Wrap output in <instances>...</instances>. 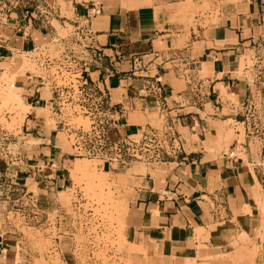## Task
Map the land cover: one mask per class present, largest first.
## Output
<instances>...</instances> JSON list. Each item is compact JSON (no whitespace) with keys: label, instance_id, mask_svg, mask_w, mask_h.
<instances>
[{"label":"crops","instance_id":"1","mask_svg":"<svg viewBox=\"0 0 264 264\" xmlns=\"http://www.w3.org/2000/svg\"><path fill=\"white\" fill-rule=\"evenodd\" d=\"M62 1L64 13L60 0H45L44 10L57 12L61 27L87 31L77 74L105 93L115 136L165 124L178 134L177 149L133 173L135 244L144 251L136 249L131 264H264L263 247L247 255L264 188L252 154L236 152L238 143L243 147L238 114L251 83L235 62L239 47L264 25V0ZM22 15L16 9V19L0 25V74L16 71L30 107L22 123L28 129L49 97L20 71V57L58 31L49 19L32 25ZM57 39L65 46L69 38ZM222 124L237 136L229 143L218 142ZM26 135L39 139L31 157L47 163L54 132ZM12 237L0 228V264H12Z\"/></svg>","mask_w":264,"mask_h":264},{"label":"rangeland","instance_id":"2","mask_svg":"<svg viewBox=\"0 0 264 264\" xmlns=\"http://www.w3.org/2000/svg\"><path fill=\"white\" fill-rule=\"evenodd\" d=\"M60 4L64 13L65 2L60 0ZM45 5V0H0V25L16 19L18 9L32 25L49 19L58 31L20 57V71H28L40 81L49 97L35 111V127L22 126L30 109L22 89L18 87L15 93L27 106L7 96L9 89L17 87L16 71L0 74V228L13 236L9 253L12 264H131V256L137 249L132 245H135L136 213L130 203L134 198L131 179L137 167L141 171L151 164L136 156L134 148L142 147L144 135L152 133L169 147L173 144L170 137L178 134L165 124L115 136L111 131L114 118L105 93L77 74V55H82L86 47L87 31L78 33L72 26L61 27L55 20L61 17L57 12H49V6L48 12L44 10ZM58 37L70 40L63 46ZM236 56L237 71L246 73L251 83L247 84L245 104L238 114L244 120L238 125V141L243 147L238 143L236 152L244 159L248 153L252 154L251 166L264 188V25L250 36L247 44L239 47ZM34 130L54 132V152L47 163L40 162L41 157H31L39 139L26 133ZM217 133L218 142L229 143L237 137L231 125L218 126ZM130 143H136L137 147ZM144 148L138 154H151ZM226 150L230 153L227 145ZM59 155L63 158L61 163ZM78 161L87 162V171L91 170L97 180H90L93 176H88V172L83 175L73 170ZM97 181L104 183L100 185L102 194H98L101 189ZM89 182L96 183L99 190L88 186ZM105 191L110 192V197H106L110 201L103 196L108 194ZM255 202L260 219L254 230L253 249L247 252L251 258L258 247L264 248L262 197ZM117 203L125 206V211L121 204L116 208Z\"/></svg>","mask_w":264,"mask_h":264},{"label":"built area","instance_id":"3","mask_svg":"<svg viewBox=\"0 0 264 264\" xmlns=\"http://www.w3.org/2000/svg\"><path fill=\"white\" fill-rule=\"evenodd\" d=\"M170 139L172 140L173 144L169 147H165V145L163 144L162 139L160 138V136L155 135L154 133L150 134L149 136L144 135L143 140H145V142L143 143L142 147H140L139 149L134 148V150H136L137 154H135L138 157H143L145 161H148L147 163H152V162H156V161H163L165 155L168 154V151H173L175 149H177V145L176 143V137L171 136ZM131 145H133V147H137L136 143H130ZM148 145H151L152 147H149ZM144 148L143 151H150L151 154H147L145 156L138 154L140 153L139 150H142V148ZM150 149V150H149Z\"/></svg>","mask_w":264,"mask_h":264},{"label":"bare ground","instance_id":"4","mask_svg":"<svg viewBox=\"0 0 264 264\" xmlns=\"http://www.w3.org/2000/svg\"><path fill=\"white\" fill-rule=\"evenodd\" d=\"M15 64H16V63H15ZM10 85H11V86H14L13 84H10ZM10 85H9V87H11ZM17 88H18V87L14 88V89H9L7 96H8V97H11V98L15 97L16 99H18V100H16V99H15V100H16L17 102L20 101V103H21V105H22L23 107H24V106H27L26 103L23 102V100H22V98L20 97V95H19V96H17L18 94L16 95V93H15V89H17ZM223 92H224V89H223ZM13 99H14V98H13ZM20 107H21V106H20ZM228 132H229V131H228ZM76 159H77V158H76ZM76 159H75V160H76ZM75 160H74V161H75ZM82 163H83V162H82ZM82 163L79 164V161H78V163L75 162L74 167H73V168H74L73 170L80 171L79 173H80V174L82 173L83 175H86V172H88V173L90 172L92 175H90V173H89V174L87 173L88 176H91V177L93 176L92 178H90V180H93L94 178L96 179V176H95V175L91 172V170H90L91 167L89 168L90 171H87V168L89 167V166L87 167V162H84V163H83V164H85V165H82ZM88 165H89V164H88ZM72 166H73V165H72ZM70 170H71V169H70ZM81 171H83V172H81ZM84 173H85V174H84ZM104 173H105V172H104ZM106 173H107V172H106ZM74 174H75V172H74ZM72 175H73V172H72ZM72 175H71V176H72ZM74 176H75V175H74ZM251 176H252V175H251ZM72 177H73V176H72ZM76 177L78 178L79 176H76ZM76 177H73V178L77 179ZM95 179H94V180H95ZM96 180H97V179H96ZM90 182H91V181H90ZM90 182L88 183V186H89V185H92V183H90ZM98 182H99V183H98ZM100 182H101V181H97V183L99 184V188L102 187V186H100V185H104L103 181H102V184H100ZM94 184L97 185L96 183H94ZM94 184H93L92 186H95ZM92 186H90V187H92ZM97 186H98V185H97ZM95 187H96V186H95ZM95 187H94V188H95ZM96 188H97V187H96ZM99 188H97V190H99ZM100 189H101V188H100ZM100 191H101V192H100ZM100 191H99L100 193L98 192V194H102V191H103V190L101 189ZM105 192H107V191H105ZM107 193H108V194L105 193V194L103 195L105 198L108 197V195H109V197H110V194H109L110 192H107ZM106 195H107V196H106ZM101 196H102V195H101ZM108 200H109V198H108V199L106 198V201H108ZM109 201H110V200H109ZM121 203L123 204V202H121ZM121 203H119V204H121ZM119 204L117 203V205H116L117 207H116V206H113V207H114V208H115V207L118 208V205H119ZM122 204L120 205L121 208H122V209H123V208H126L125 206L122 207ZM114 208H113V209H114ZM116 208H115V210H116ZM122 209H121V210H122ZM123 210L125 211V209H123ZM123 210H122V211H123ZM114 212H117V210L114 211ZM261 213H262V225H263V228H264V198L262 199ZM119 214H122V213L119 212ZM120 216H121V215H120ZM132 245L135 246V247H136L137 249H139L140 251H141V250L144 251V248L141 249V247H139L140 245H139V246H137L136 244H135V245L132 244ZM139 250H137V251H139ZM132 263H133V261H132ZM142 264H143V263H142Z\"/></svg>","mask_w":264,"mask_h":264}]
</instances>
